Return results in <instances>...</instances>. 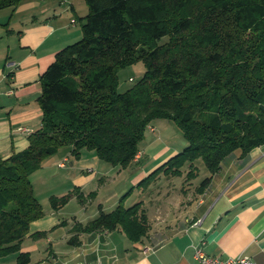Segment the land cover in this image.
Listing matches in <instances>:
<instances>
[{"label": "trees", "instance_id": "1", "mask_svg": "<svg viewBox=\"0 0 264 264\" xmlns=\"http://www.w3.org/2000/svg\"><path fill=\"white\" fill-rule=\"evenodd\" d=\"M21 1L0 0V11ZM85 1L82 38L61 49L41 77L42 127L25 151L0 155V257L18 251V264H30L21 243L30 223L45 215L31 173L65 146L76 159L94 151L128 167L155 120L169 119L183 133V151L132 187L115 210L100 208L76 226L78 233L122 230L134 242L151 229L144 202L125 206L135 188L161 177L196 180L194 164L202 158L209 176L196 192L204 193L226 157L264 145V0ZM139 61L144 75L121 93L119 71ZM75 195L82 198L51 197L52 209Z\"/></svg>", "mask_w": 264, "mask_h": 264}, {"label": "crops", "instance_id": "2", "mask_svg": "<svg viewBox=\"0 0 264 264\" xmlns=\"http://www.w3.org/2000/svg\"><path fill=\"white\" fill-rule=\"evenodd\" d=\"M52 2L22 0L17 8L0 11L3 158L25 151L30 134L42 127L41 77L56 54L76 37L58 26L59 15L52 13ZM12 62L17 65H8ZM164 120L157 119L149 126L155 132L147 130L140 152L128 167L112 166L94 151H84L76 160L71 147L65 146L31 173L33 186L37 183L41 190L49 179L60 177L64 184L40 195L35 187L45 215L30 223V233L21 243L20 251L31 255L30 264H199L195 247L200 244L212 257L244 255L264 264V145L247 155L235 150L226 157L204 193L195 192L198 185L194 181L190 182L195 186L192 193L187 189L183 192L181 185L183 197L180 195L177 202L150 195L158 187L170 186L172 177H161L147 189L135 188L125 206L144 202L151 221L147 237L140 241L133 242L122 230L76 232L78 224L98 217L100 208L105 212L115 210L124 194L180 152L164 142L170 128ZM65 160V166H60ZM51 172L57 175L52 177ZM70 192L81 193L82 198L75 195L66 206L53 210L50 198ZM145 194V200H141ZM162 195L170 197V189ZM38 233L42 236H33ZM75 236L79 237L77 241ZM18 255V251L5 254L0 264H18Z\"/></svg>", "mask_w": 264, "mask_h": 264}, {"label": "rangeland", "instance_id": "3", "mask_svg": "<svg viewBox=\"0 0 264 264\" xmlns=\"http://www.w3.org/2000/svg\"><path fill=\"white\" fill-rule=\"evenodd\" d=\"M53 1V2H52ZM53 8H52V13L55 14L56 16L59 15L58 18V26L66 28L68 31H70L71 35H76V37L73 38V43L78 42L83 36V23L84 19L88 13V4L85 0H51ZM55 10V11H53ZM168 37H164V39L161 41L162 43H165L167 41ZM146 71V65L142 62L139 61L133 65L126 66V68L121 69L118 73V77L120 78V83L118 87V91L121 93L127 92L128 89L131 87L135 86L136 83L140 81L142 76L144 75ZM166 125H170V128H168L166 135H165V141L167 144L171 143L173 146L177 147L178 150L181 152L183 149L188 145V141L185 140L183 133L180 131L179 128L175 125L174 122L168 120L163 121ZM148 131H151L150 127L147 128ZM149 133V132H146ZM73 156V155H72ZM73 159H76L74 156L72 157ZM77 160V159H76ZM195 166L199 168V175L196 178V180H191L194 181L193 183L197 186L199 185L205 177L209 176V171L207 169V166H205L204 161L202 158H199L196 160ZM52 173V172H51ZM57 174L52 173V177H55ZM62 180L60 177L58 178H53L49 179L48 183H46L43 187V190L38 187L37 183L35 187L37 188V191L39 192L38 194L42 193H47L48 191H53L57 190L58 187H60L61 184H64L61 182ZM189 180L186 179V175L184 177H172V183L170 186H163V187H158V189H154L153 192L150 194L153 199H156L159 197H162V200L164 201H178L179 196L183 197L181 189V185L183 186V192L187 189L189 192H193L195 186L192 187L190 184ZM34 187V186H33ZM34 187V190H35ZM173 187H176L175 189ZM170 189V197H167V199L163 198L166 191ZM158 192V193H157ZM186 192V191H185ZM196 192V191H195ZM148 194V193H147ZM197 194V193H196ZM196 194L190 195L191 198L195 197ZM135 197H137V194H134ZM188 196V195H187ZM146 194L143 195L141 200H145ZM140 199H137V201ZM176 201V202H177ZM144 208L147 209L148 213V208L147 206ZM149 217V216H148ZM151 223V221H150Z\"/></svg>", "mask_w": 264, "mask_h": 264}, {"label": "built area", "instance_id": "4", "mask_svg": "<svg viewBox=\"0 0 264 264\" xmlns=\"http://www.w3.org/2000/svg\"><path fill=\"white\" fill-rule=\"evenodd\" d=\"M8 65H17L15 62L9 63ZM151 129L153 132H155L156 129H154L151 126ZM26 131L27 129L20 128V131ZM65 160L63 163L60 164V166L64 167L65 166ZM195 258L199 262V264H257L254 258L250 256H244L240 255L238 257H228L227 259H222L217 256H210L207 254L205 251L203 245H197L195 247ZM71 264H94L90 262H83V263H71ZM96 264H101V263H96Z\"/></svg>", "mask_w": 264, "mask_h": 264}]
</instances>
